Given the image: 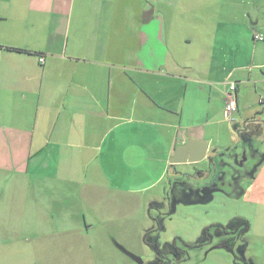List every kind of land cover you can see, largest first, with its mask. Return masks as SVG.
<instances>
[{"label":"crops","instance_id":"crops-1","mask_svg":"<svg viewBox=\"0 0 264 264\" xmlns=\"http://www.w3.org/2000/svg\"><path fill=\"white\" fill-rule=\"evenodd\" d=\"M183 5L0 0V154H4V172L11 170L16 176L11 184L17 192L22 184L43 188L54 200L55 210H61L59 204L67 207L80 193L85 202L88 191L96 196L90 184L98 188L101 178L105 180L107 163L97 164L99 156L102 161L111 156L113 168L130 173L124 187L109 185L110 189L162 202L171 170L179 176L182 171L177 166L198 163H169L177 145L204 139L209 156L225 152L218 127L250 117L245 112L250 104H243L238 94L250 93L249 81L255 69L264 67V56L258 57L259 63L252 54L228 66L225 56L234 50L216 32L230 14L218 6L210 12ZM190 10L195 15L186 16ZM215 12L223 14L224 22L214 20ZM209 23L216 27L215 35L208 32ZM255 33L264 36L254 29L253 39ZM230 81L237 84V110L226 115ZM225 129L230 141L237 139L236 128ZM260 155V162L253 161L251 175L244 174L249 186L257 181L251 189L254 204L264 202V182L259 183L264 177L262 150ZM85 156L90 163L84 170L70 162L84 164ZM36 168L48 170L50 181L36 174L28 181L17 178V172L32 176ZM88 171L94 180H89ZM159 183L160 195L150 194ZM256 214L246 217L250 227L242 235L245 242L237 245L244 244L241 259L247 264H264V213ZM76 218L80 235L86 236L92 224L81 212ZM255 220L258 226L253 225Z\"/></svg>","mask_w":264,"mask_h":264},{"label":"rangeland","instance_id":"rangeland-1","mask_svg":"<svg viewBox=\"0 0 264 264\" xmlns=\"http://www.w3.org/2000/svg\"><path fill=\"white\" fill-rule=\"evenodd\" d=\"M135 1L150 5L161 1L164 4L178 2L204 10L207 8L210 12L213 6H218L223 9L222 13L230 14L226 24H218L216 32L218 39L231 43L234 50L225 56L227 65L240 63L245 56L252 54H255L254 62L259 63L258 57L264 56L261 49L264 36L260 41L252 37L254 29L264 33V0ZM228 8L231 12L226 11ZM195 12L190 10L185 15L192 16ZM207 18H211L209 13ZM205 19L203 16L202 20ZM214 20L224 22L223 14L215 12ZM209 25L208 32L215 35L216 27ZM261 61L264 62V58ZM254 74L249 81L250 93L245 96L242 92L238 94L243 104H250L245 111L250 113V117L245 121L240 119L242 121H227L219 125L226 143L225 152L213 154V159H204L191 164V167L177 166L182 171L179 176L171 170L170 180H166L163 186L166 196L161 205H157L155 200L161 198L110 189L109 185L124 187L130 170L117 171L110 164L111 156L109 161H102L99 156L97 164L103 166L106 162L107 166L103 169L105 182L101 178L102 185L98 188L90 184L97 197L88 191L85 202H82L80 193L67 207L59 204L61 210H55L54 200L50 201L49 195L42 192L43 188L26 187L21 183L22 187L17 192L15 184H11L16 176L11 170L4 172V154H0V264H139L133 257H139L142 264H149L154 257L153 251L143 242V235L149 229L155 230L151 233L154 240L161 244L175 241L181 249L179 253H169L168 264H233L232 252L223 246L229 242L230 234L216 236V229L212 228L209 231L213 238L207 243L198 247L186 244H194L207 226L226 225L235 216L256 217L257 212L264 213V202L254 204L251 194L257 181L256 185L250 183L249 186L243 175H251L256 164L253 161L260 162V151L264 153V104L258 102L260 96L264 97V81L256 83L258 78H264V67L255 69ZM226 127L237 129L236 140H229ZM243 156L246 160L240 167L235 158ZM85 158L84 164L77 163L75 159L70 162L84 170L90 163ZM16 159L19 161L20 156ZM35 162L32 156L31 163ZM38 169L32 172V176L17 172V178L28 181L36 174V178L48 181L49 171L37 172ZM153 170L155 174L152 176L156 178L157 172ZM88 178L94 180L89 171ZM6 182L10 184L6 185ZM262 182L264 177L259 178V183ZM78 189L74 188V191ZM161 191L159 183L149 193L158 197ZM77 199L80 202L77 203ZM79 212L92 224L86 236L80 235L78 229L76 213ZM253 225L258 226V221L255 220ZM54 230L66 233L55 234ZM236 236L234 234L232 245L245 242L242 234L239 239Z\"/></svg>","mask_w":264,"mask_h":264},{"label":"trees","instance_id":"trees-1","mask_svg":"<svg viewBox=\"0 0 264 264\" xmlns=\"http://www.w3.org/2000/svg\"><path fill=\"white\" fill-rule=\"evenodd\" d=\"M18 50H23L20 48H16ZM157 205L162 204V202H156ZM153 205V204H152ZM250 227V223L248 219L241 217V216H235L232 219L229 220V222L226 225L222 224H214L212 226H207L203 228L201 235L197 239V241L194 244H186L188 246L198 247L201 246L204 243H207V241H210L212 237V233L209 231L212 228L216 229V236L218 235H224V234H230L229 242L227 244H224L223 246L226 247L228 250H230L234 256L235 263L238 261L239 264H247V262H242L241 259V251L243 250V245H239L236 247L237 251L235 253L234 245H232V241L234 237V234L237 235L236 237L239 239L240 235L245 234ZM154 229L147 230L143 235V242L148 245L152 251H153V259L149 264H168V255L171 252L179 253L181 249H179L175 241L173 243L164 242L163 244L159 243L157 240H154L151 233L154 232ZM228 245V247H227ZM242 249V250H241ZM236 263V264H238Z\"/></svg>","mask_w":264,"mask_h":264},{"label":"water","instance_id":"water-1","mask_svg":"<svg viewBox=\"0 0 264 264\" xmlns=\"http://www.w3.org/2000/svg\"><path fill=\"white\" fill-rule=\"evenodd\" d=\"M207 152H208L207 140L187 139L185 143L177 145L175 147L172 155L169 158V163L175 164L178 162H199L204 159L211 160V156H208ZM133 258L137 263L142 264V260L139 257H133Z\"/></svg>","mask_w":264,"mask_h":264},{"label":"built area","instance_id":"built-area-1","mask_svg":"<svg viewBox=\"0 0 264 264\" xmlns=\"http://www.w3.org/2000/svg\"><path fill=\"white\" fill-rule=\"evenodd\" d=\"M254 39L262 40L263 36L261 34L255 33ZM39 60L43 62L44 59L43 57H40ZM236 88H237V84L235 81H230L228 83V92H226V102L224 106L226 115H230L237 110V103L235 98ZM259 102L264 104V97H260Z\"/></svg>","mask_w":264,"mask_h":264},{"label":"flooded vegetation","instance_id":"flooded-vegetation-1","mask_svg":"<svg viewBox=\"0 0 264 264\" xmlns=\"http://www.w3.org/2000/svg\"><path fill=\"white\" fill-rule=\"evenodd\" d=\"M209 156V155H208ZM211 159H212V157H211ZM243 159H244V156H243ZM243 159L242 158H238V160L235 158V163L238 165V166H240V167H242L243 166ZM206 160H208V159H206ZM210 160V159H209ZM243 175H244V173H243ZM161 205V204H160Z\"/></svg>","mask_w":264,"mask_h":264}]
</instances>
